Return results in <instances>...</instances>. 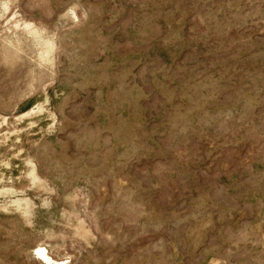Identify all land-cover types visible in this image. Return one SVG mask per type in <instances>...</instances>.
<instances>
[{"label": "rangeland", "instance_id": "rangeland-1", "mask_svg": "<svg viewBox=\"0 0 264 264\" xmlns=\"http://www.w3.org/2000/svg\"><path fill=\"white\" fill-rule=\"evenodd\" d=\"M0 264H264V0H0Z\"/></svg>", "mask_w": 264, "mask_h": 264}, {"label": "bare ground", "instance_id": "bare-ground-1", "mask_svg": "<svg viewBox=\"0 0 264 264\" xmlns=\"http://www.w3.org/2000/svg\"><path fill=\"white\" fill-rule=\"evenodd\" d=\"M38 255H39L41 258L45 259L47 262L50 261V259H49V258L47 257V255L45 254V251H44V250H39Z\"/></svg>", "mask_w": 264, "mask_h": 264}]
</instances>
